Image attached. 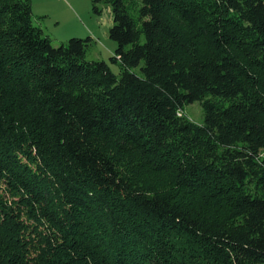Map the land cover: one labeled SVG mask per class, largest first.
<instances>
[{
  "label": "trees",
  "instance_id": "16d2710c",
  "mask_svg": "<svg viewBox=\"0 0 264 264\" xmlns=\"http://www.w3.org/2000/svg\"><path fill=\"white\" fill-rule=\"evenodd\" d=\"M138 2L109 1L116 76L0 0V264H264V0Z\"/></svg>",
  "mask_w": 264,
  "mask_h": 264
},
{
  "label": "rangeland",
  "instance_id": "374dc122",
  "mask_svg": "<svg viewBox=\"0 0 264 264\" xmlns=\"http://www.w3.org/2000/svg\"><path fill=\"white\" fill-rule=\"evenodd\" d=\"M107 1V2H106ZM110 0H30L32 20L34 25L42 29L51 44L57 47L65 44L71 38H91L87 43L84 54L86 62H105L110 71L116 76L120 73V64L111 62L116 43L108 37L109 29L112 26V15L109 4ZM127 4L129 14L138 19L140 3L138 0H124ZM99 14L94 12V9ZM143 62L131 69L137 76H142L140 71ZM212 98H204L200 102L187 104L180 110V115L185 122L197 126L204 125V106ZM218 154V153H217ZM221 155V154H218ZM180 158L178 157L177 160ZM147 163V162H146ZM141 156L132 158L129 163L119 164L121 174L124 178L136 185L151 183L158 186L160 191L169 192L174 186V178L169 170L155 173L150 170L151 166L146 164ZM150 163V162H149ZM152 170H155L151 168ZM248 189L254 188V182L247 183Z\"/></svg>",
  "mask_w": 264,
  "mask_h": 264
},
{
  "label": "built area",
  "instance_id": "2783aa9c",
  "mask_svg": "<svg viewBox=\"0 0 264 264\" xmlns=\"http://www.w3.org/2000/svg\"><path fill=\"white\" fill-rule=\"evenodd\" d=\"M177 115L179 116V115H180V113H177Z\"/></svg>",
  "mask_w": 264,
  "mask_h": 264
}]
</instances>
